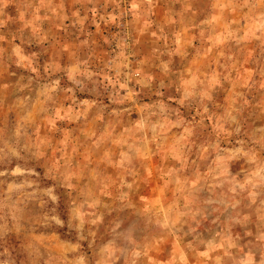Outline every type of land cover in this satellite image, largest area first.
I'll return each instance as SVG.
<instances>
[{
  "label": "rangeland",
  "instance_id": "obj_1",
  "mask_svg": "<svg viewBox=\"0 0 264 264\" xmlns=\"http://www.w3.org/2000/svg\"><path fill=\"white\" fill-rule=\"evenodd\" d=\"M0 264H264V0H0Z\"/></svg>",
  "mask_w": 264,
  "mask_h": 264
}]
</instances>
